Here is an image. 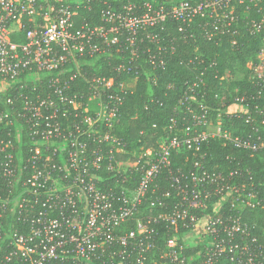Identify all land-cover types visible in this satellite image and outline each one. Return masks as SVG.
I'll list each match as a JSON object with an SVG mask.
<instances>
[{
    "label": "built area",
    "instance_id": "1",
    "mask_svg": "<svg viewBox=\"0 0 264 264\" xmlns=\"http://www.w3.org/2000/svg\"><path fill=\"white\" fill-rule=\"evenodd\" d=\"M92 1L0 0V264H148L157 245L153 223L200 229L208 237L203 264L222 257L263 264L262 244L242 242L250 235L242 212L261 204L250 169L238 162L209 172L200 159L174 169L172 151L197 154L220 139L264 155V47L247 63L251 87L223 108L197 100L196 87L206 86L198 77L179 100L187 104L183 126L172 116L157 146L129 153L114 126L132 90L127 81L144 74L154 82L166 68L169 42L158 30L169 19L202 20L209 39L231 34L236 44L240 32L264 39V15L251 14L264 0H127L120 9L105 2L101 23H78V9ZM101 60L114 74L88 78L90 64ZM78 79L85 90H74ZM162 178L174 191L161 189ZM145 202L162 210L140 216ZM165 246V264L186 263L175 237Z\"/></svg>",
    "mask_w": 264,
    "mask_h": 264
},
{
    "label": "trees",
    "instance_id": "2",
    "mask_svg": "<svg viewBox=\"0 0 264 264\" xmlns=\"http://www.w3.org/2000/svg\"><path fill=\"white\" fill-rule=\"evenodd\" d=\"M127 0H102L98 2L93 0L90 8H79L76 20L78 23L85 22L93 25L101 23L100 10L105 6V2L111 4L116 9H120ZM143 3V0H136ZM155 2H164L167 0H154ZM252 16L261 17L264 15V4L261 12H252ZM204 21L197 20L190 24L182 21L169 19L163 29H159L165 36L167 45V65L164 70L156 72V80H148L146 75L139 76L135 87L129 91L121 106L120 121L114 126V133L124 140L129 153L140 150L141 146H157L158 138L166 135L165 127L168 125L172 116L177 117L178 127H182L185 119L188 117L184 113L186 103L179 102L190 90L198 77H203L206 86L201 84L196 87L197 100H202L213 108L220 109L226 104L232 102L236 93H242L247 87H251V70L247 68V63L257 62V56L262 47L264 39L262 36L243 35L242 32L236 35L238 39L233 44V35L224 34L222 39L218 37L209 39ZM156 48L155 44H151ZM174 47V49H172ZM95 69L97 75L107 77L114 74L113 64L108 61H94L90 66ZM228 71L230 77H221ZM203 72V74H202ZM202 75V76H201ZM238 76L232 79L231 77ZM236 76V77H237ZM241 76V77H240ZM122 78H127L123 75ZM246 85V86H245ZM238 87V88H237ZM86 85L81 79L74 83V90H85ZM237 88V89H236ZM204 94V97L201 95ZM218 94V98H216ZM196 104V103H193ZM264 108V98L261 102ZM255 102L252 103L254 107ZM93 106V104H92ZM196 105H194L195 107ZM215 116V112H213ZM223 126L230 127L231 121L226 115H222ZM234 125H242L240 119L234 120ZM28 137L23 135V143ZM203 154V157L200 155ZM227 156L234 157L233 160L227 159ZM174 169L182 167L187 170L192 163L200 159L209 172L215 170L227 169L241 162L243 167L250 169L251 175L257 185V197L261 204L254 208H246L242 212V221L249 226L250 235L242 240L255 249L257 244H262L263 252L260 259L264 264V155H252L248 151L235 149L220 139H210L205 141L201 150L197 154L182 149L173 150ZM161 189H170L174 191L169 182L162 178L160 181ZM176 199L169 198L167 201L173 202ZM144 203L145 213L155 215L162 208L148 210ZM225 204L224 209H226ZM141 213V215L144 216ZM147 218V216H144ZM135 222L126 224L125 230L134 228ZM151 227L157 229L155 235L157 245L148 258V264H165L167 260L163 256L168 239L175 237L180 244L184 245V254L186 256L185 264H203L204 256L201 251L202 244L196 246L186 245L184 241L185 230L183 228L169 230L163 227V223H153ZM256 237L257 241L250 239ZM214 264H240L228 257H222Z\"/></svg>",
    "mask_w": 264,
    "mask_h": 264
},
{
    "label": "rangeland",
    "instance_id": "3",
    "mask_svg": "<svg viewBox=\"0 0 264 264\" xmlns=\"http://www.w3.org/2000/svg\"><path fill=\"white\" fill-rule=\"evenodd\" d=\"M92 67L93 66L91 65V66H89L88 70H86L87 71L86 73H87V77L88 78H93L95 75H97L95 69H93ZM224 76L225 77H230L228 71H225V75ZM236 76L235 77H231V78L232 79L238 78V76L237 77ZM126 84H127V87L128 88L133 89L135 87L136 81H134V80H128ZM222 201H225V200L223 199ZM203 208L207 211L206 213H210L211 212V209L210 208H206V207H203ZM145 212H146L145 209H143L142 214H144ZM140 216H143V215H140ZM185 233L191 235L189 237H186V241H185V244L186 245H190V246L200 245V243L204 242V240H206L208 238V237H206L207 235L202 234V233L199 234L200 236L198 237L197 236L198 231H196V230L187 231ZM195 239H197V240H195Z\"/></svg>",
    "mask_w": 264,
    "mask_h": 264
},
{
    "label": "crops",
    "instance_id": "4",
    "mask_svg": "<svg viewBox=\"0 0 264 264\" xmlns=\"http://www.w3.org/2000/svg\"><path fill=\"white\" fill-rule=\"evenodd\" d=\"M197 231H198L197 236L199 237V236H200L199 234H201V231H200V229L197 230ZM189 236H191V235L185 233V234H184V241H186V237H189ZM197 236H196V237H197ZM195 240H197V239H195ZM189 241H190V240H189Z\"/></svg>",
    "mask_w": 264,
    "mask_h": 264
}]
</instances>
